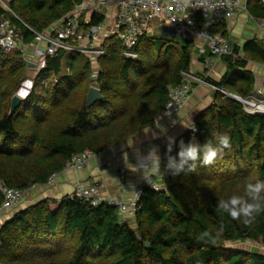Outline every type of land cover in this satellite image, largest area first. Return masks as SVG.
<instances>
[{
	"label": "trees",
	"instance_id": "1",
	"mask_svg": "<svg viewBox=\"0 0 264 264\" xmlns=\"http://www.w3.org/2000/svg\"><path fill=\"white\" fill-rule=\"evenodd\" d=\"M12 13L0 8L25 34V24L38 31L62 19L83 0H8ZM252 15L264 18L261 0H249ZM103 16L95 15L94 23ZM229 37L227 24L217 29ZM194 40L183 46L145 36L139 57L122 54L114 35L94 64L85 56L59 51L49 57L34 88L15 112L11 100L27 73L20 51L0 49V186L20 190L48 184L75 154H101L152 127L168 101L169 88L185 82L182 72L193 64ZM223 58L226 71L219 80H204L241 96L249 95L256 75L251 62L264 64V38H252ZM69 68V70L66 69ZM53 76L47 86L41 82ZM100 88L102 99L87 106L90 88ZM41 88V89H40ZM194 127L197 130H194ZM227 134L231 147L223 148L215 163L202 162L204 146L220 148ZM200 146V157L189 159L177 171L183 146ZM164 171L151 176L159 190L143 187L133 227L117 207L92 205L74 192L44 198L16 211L0 228L2 264H264V253L230 248L228 242H264V199L254 200L249 184L264 183V114H249L243 105L214 90L213 103L202 110L192 126L163 150ZM240 206L260 203L261 212L250 224L245 217L229 216ZM4 196L0 190V206ZM227 205V207H225ZM204 232L209 236L199 238ZM151 247L147 248L146 244Z\"/></svg>",
	"mask_w": 264,
	"mask_h": 264
},
{
	"label": "built area",
	"instance_id": "2",
	"mask_svg": "<svg viewBox=\"0 0 264 264\" xmlns=\"http://www.w3.org/2000/svg\"><path fill=\"white\" fill-rule=\"evenodd\" d=\"M261 2L264 5V0ZM0 8L12 13L21 21L10 7L8 0H0ZM95 15L103 16L102 21L94 23L92 19ZM240 15H245L250 21L264 28V18L250 13L249 0H83L74 10L43 31L25 24L34 36L30 42L25 40L22 29L2 14L0 49L5 53L20 51L28 68L41 71L46 66L47 59L56 56L61 50L81 54L92 63L98 62L107 52V40L116 35L123 47L122 54L127 58L137 59L139 57L137 48L143 37L151 36L157 27H170L177 33L185 34L192 39L196 37L201 42L198 55L200 58L202 56L205 68L210 69L227 55H232L235 59L241 57L234 52L236 46L231 43L228 36L220 31H213L219 27V24L225 22L230 32L232 22ZM206 47L209 50L208 54H205ZM262 67L264 68V64ZM182 74L185 82L169 88V101L164 111L156 118V123L171 118L173 120L171 127H174L177 114L188 105L196 86L207 83L200 72L193 68ZM211 86L225 96L238 100L247 113L264 114V73L256 78L254 89L247 96ZM194 130L197 128L194 127ZM92 156L91 153L75 154L64 170L83 168ZM125 171L126 168L123 167V178ZM57 174L50 176L48 184L55 181ZM144 186L160 189L152 177L147 176L142 186L137 188L128 199L120 194L103 195L99 181L89 184L78 181L74 193L92 205L103 203L113 205L117 207L119 215L125 218L135 216ZM0 190L4 196L0 206V216L15 209L28 191L5 185H1Z\"/></svg>",
	"mask_w": 264,
	"mask_h": 264
},
{
	"label": "crops",
	"instance_id": "3",
	"mask_svg": "<svg viewBox=\"0 0 264 264\" xmlns=\"http://www.w3.org/2000/svg\"><path fill=\"white\" fill-rule=\"evenodd\" d=\"M248 22L250 20L245 15H240L232 22L229 39L234 46L242 47L246 41L252 39V37L245 39L243 43L239 41L233 43L231 40V34L235 27L238 24L246 26ZM162 29L166 32H175L170 27ZM197 53H199V47ZM208 53L209 50L206 47L205 54ZM202 59V56L200 58L198 54L193 55L192 68L201 74L205 73L204 75L219 80L226 71L224 61L219 60L212 68L206 69L202 63ZM249 68L254 73V69L261 68V71H256V78H259L264 73L262 64L260 63L251 62ZM213 97L214 88L210 84L204 83L196 86L194 92L191 94L188 105L177 114V122L174 127H171L173 120L166 118L155 123L154 126L142 130L137 136L121 145L110 148L101 154H94L83 168L63 170L57 174L53 183L29 189L24 199L11 214L4 216L5 218L2 220L0 219V227L5 221L11 219L16 211L22 208L35 204L47 197L61 198L66 194L73 193L78 181L86 184L99 181L100 191L105 196L120 194L126 199L132 197L135 190L142 186L147 176H154L157 179L162 177L164 171V148L169 143L180 138L192 126L197 115L213 103ZM155 158L159 160V171L152 173L151 169ZM123 167L126 168L124 178L122 177ZM123 219L135 227V216H127Z\"/></svg>",
	"mask_w": 264,
	"mask_h": 264
},
{
	"label": "rangeland",
	"instance_id": "4",
	"mask_svg": "<svg viewBox=\"0 0 264 264\" xmlns=\"http://www.w3.org/2000/svg\"><path fill=\"white\" fill-rule=\"evenodd\" d=\"M151 36L156 38V39H163V40L172 41L175 44L180 45V46H183L186 42V39L188 38V36L185 34H180L177 32H166L161 27L155 29V31H153L151 33ZM255 36H257L259 38L264 37V28L259 27L256 22L250 21L246 24V26H242V25L238 24L235 27V29L233 30V33L231 34V40L233 41V43L236 41L243 43V40L248 39L250 37H255ZM193 40L195 43H194V46L192 47V51H193V55L195 56L196 54H198L197 53L198 47H200L201 42L196 37H193ZM93 64L95 65L94 66V68H95L94 74H97L98 70H99L98 62H95ZM66 69L69 70L68 67H66ZM262 70H264V68H262ZM254 71H255V74H257L256 71H261V68L254 69ZM40 72L41 71H39L38 69L28 68L27 73L25 75V78L20 83V86H19L18 90L16 91V93H20L21 96L28 97L31 93V90L34 88L35 81H36L37 77L39 76ZM262 73H263V71H262ZM204 74L200 73V75H202L203 77L207 76ZM50 80H53V76L46 77L41 82L42 88H43V86H47L49 84ZM30 82L32 85H31V87H28V83H30ZM18 204H17V206H18ZM13 210L14 209L2 214L0 216V219L1 220L4 219L5 218L4 216H8L9 214H11V212ZM2 225H1V227H2ZM227 246L230 248H239L240 247V248H244L247 250L259 251V252L264 253V242H262V241L245 240V241H238V242H228ZM0 264H2L1 261H0Z\"/></svg>",
	"mask_w": 264,
	"mask_h": 264
},
{
	"label": "clouds",
	"instance_id": "5",
	"mask_svg": "<svg viewBox=\"0 0 264 264\" xmlns=\"http://www.w3.org/2000/svg\"><path fill=\"white\" fill-rule=\"evenodd\" d=\"M220 148H215L211 146H204L202 162L205 165H211L215 163L218 154L222 151L223 148H230L231 142L227 134L220 136ZM181 158L180 164H175L170 160L169 167H175L177 171L183 166L187 160L192 159L196 160L200 157V146L196 144H189L188 146L182 145V150L179 152ZM152 173H157L159 171V160L155 158L153 161V167L151 169ZM29 190V189H28ZM248 191L252 194L254 200L264 199V183L258 182L256 184H249ZM233 207L229 210V216L234 220H239L241 217H245L244 223L250 224L255 216L261 212L262 206L260 203H249L244 206L241 205V201L238 199H233L231 201ZM227 207V205H225ZM209 233L204 232L201 239L208 237Z\"/></svg>",
	"mask_w": 264,
	"mask_h": 264
},
{
	"label": "water",
	"instance_id": "6",
	"mask_svg": "<svg viewBox=\"0 0 264 264\" xmlns=\"http://www.w3.org/2000/svg\"><path fill=\"white\" fill-rule=\"evenodd\" d=\"M97 79V75L94 74L93 75V80H96ZM233 97H235L233 95ZM26 97L24 96H21L20 93H15L12 97V100H11V109H10V114L14 113L16 108L20 106V104L23 102V100L25 99ZM102 99V93H101V90L100 88L96 87V86H92L88 92V96H87V102H86V105L89 107V106H92L94 105L97 101L101 100ZM147 248H150L151 247V244L150 243H147L146 244Z\"/></svg>",
	"mask_w": 264,
	"mask_h": 264
},
{
	"label": "bare ground",
	"instance_id": "7",
	"mask_svg": "<svg viewBox=\"0 0 264 264\" xmlns=\"http://www.w3.org/2000/svg\"><path fill=\"white\" fill-rule=\"evenodd\" d=\"M28 87H31V82L30 83H28ZM24 94V93H23Z\"/></svg>",
	"mask_w": 264,
	"mask_h": 264
}]
</instances>
